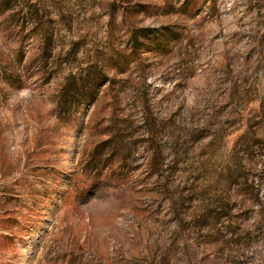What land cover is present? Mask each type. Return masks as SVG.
<instances>
[{
  "label": "rangeland",
  "instance_id": "374dc122",
  "mask_svg": "<svg viewBox=\"0 0 264 264\" xmlns=\"http://www.w3.org/2000/svg\"><path fill=\"white\" fill-rule=\"evenodd\" d=\"M0 264H264V0H0Z\"/></svg>",
  "mask_w": 264,
  "mask_h": 264
},
{
  "label": "trees",
  "instance_id": "16d2710c",
  "mask_svg": "<svg viewBox=\"0 0 264 264\" xmlns=\"http://www.w3.org/2000/svg\"><path fill=\"white\" fill-rule=\"evenodd\" d=\"M257 181L258 180L252 179L250 175L248 174L238 175L236 177V184H237L236 187H237V193L239 194V196L241 198L246 199L248 202L252 201L251 197L257 200L259 198ZM216 209L220 210L221 208H216ZM216 209H214L213 211L214 213L217 211ZM213 212H205L204 214H202L201 218H204L206 220L210 219L211 214H213ZM212 216H218V214L215 213Z\"/></svg>",
  "mask_w": 264,
  "mask_h": 264
}]
</instances>
